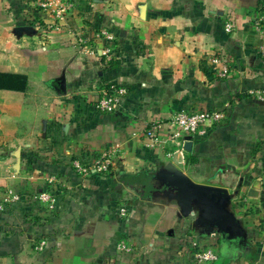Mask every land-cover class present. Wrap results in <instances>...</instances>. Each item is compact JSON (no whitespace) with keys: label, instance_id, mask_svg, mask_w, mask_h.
Instances as JSON below:
<instances>
[{"label":"crops","instance_id":"crops-1","mask_svg":"<svg viewBox=\"0 0 264 264\" xmlns=\"http://www.w3.org/2000/svg\"><path fill=\"white\" fill-rule=\"evenodd\" d=\"M46 1L0 0V74L19 76L0 80V206L16 196L0 209V264H194L193 245L215 250L216 264H264V36L250 27L264 0H72L80 35L116 37L112 67L101 43L89 53L66 27L51 30ZM217 55L230 61L226 79L204 62ZM105 82L128 88L121 112L93 109ZM179 110L226 117L189 140L191 151H148L149 125ZM117 145L112 173L74 170L73 159ZM168 168L227 190L230 222L183 206ZM43 191L54 211L35 198ZM121 241L133 252L118 251Z\"/></svg>","mask_w":264,"mask_h":264},{"label":"built area","instance_id":"built-area-1","mask_svg":"<svg viewBox=\"0 0 264 264\" xmlns=\"http://www.w3.org/2000/svg\"><path fill=\"white\" fill-rule=\"evenodd\" d=\"M41 7L50 10L55 16L56 23L54 29L60 31L64 27L78 37L77 45L87 48L89 53L94 52V48L98 43L103 46L100 55L109 63L121 58V53L116 37L108 30L101 29L92 36L80 35L69 23L75 4L72 0H48L41 3ZM253 32L259 36H264V5L261 6L257 15L252 21ZM235 26L232 23L226 25V32L232 33ZM256 54L264 59V43L256 48ZM209 69L220 79L228 78L230 74V61L223 55H217L204 61ZM129 90L126 86L115 83L105 82L102 84L97 99L93 104V109L100 114H115L123 110L125 98L128 96ZM254 94V93H251ZM260 97L264 94L257 93ZM225 113L218 110H205L198 112H190L187 110H179L175 112L171 118L165 122H156L147 128L144 137V146L148 151L156 152L165 150L167 147H175L177 149L185 148L189 140L195 137L204 136L205 128H211L219 125L225 120ZM119 146H112L106 149L101 156L93 157L92 160L73 161V167L77 174L82 177H89L93 174L108 175L116 168L115 161L118 158ZM45 208L54 211L56 208V197L48 192L43 191L35 196ZM16 200V196L11 195L3 200L0 209L3 210L5 204H9ZM128 212L126 209L121 210V214L125 216ZM46 241L42 240L36 245L38 251L44 250ZM120 252L129 254L133 252L132 246L124 241L117 245ZM189 259L194 264H216L219 261L218 253L213 249H197L194 245L187 251Z\"/></svg>","mask_w":264,"mask_h":264},{"label":"water","instance_id":"water-1","mask_svg":"<svg viewBox=\"0 0 264 264\" xmlns=\"http://www.w3.org/2000/svg\"><path fill=\"white\" fill-rule=\"evenodd\" d=\"M60 85L61 90L66 92V80H62ZM191 148L192 143L188 142L185 149L191 151ZM165 178L168 187L179 190L180 195L183 197V206L191 210L193 203L196 202L203 206L207 218L217 225H224L225 222L229 223L232 219L225 208L229 200L233 198L227 190L213 186L197 185L174 168H168V174Z\"/></svg>","mask_w":264,"mask_h":264},{"label":"trees","instance_id":"trees-1","mask_svg":"<svg viewBox=\"0 0 264 264\" xmlns=\"http://www.w3.org/2000/svg\"><path fill=\"white\" fill-rule=\"evenodd\" d=\"M114 65H116V62H109V63H107V64H105V66H108V67H112V66H114ZM19 78V76H17V75H7V74H0V80H5V81H7V80H16V79H18ZM23 81L25 82V83H27V80L23 77ZM6 84V83H5ZM6 85H8V84H6ZM3 87H7V86H4V85H1L0 86V89H3Z\"/></svg>","mask_w":264,"mask_h":264},{"label":"rangeland","instance_id":"rangeland-1","mask_svg":"<svg viewBox=\"0 0 264 264\" xmlns=\"http://www.w3.org/2000/svg\"><path fill=\"white\" fill-rule=\"evenodd\" d=\"M38 8H39V7H38ZM50 15L52 16L53 14L50 13ZM52 17H53V16H52ZM53 18L55 19V17H53ZM54 21H55V23H56V19H55ZM55 23L52 25V27H51V25H50L51 30H55V29H54ZM55 31H56V30H55ZM75 39H76V41H77V43H78V37L75 36ZM76 45H77V44H76ZM77 47H79V46L77 45ZM95 49H96V48H94V51H95ZM98 58H99L100 60H101V59H102V60L104 59L100 54H99ZM102 62H104V60H103ZM60 88H61V87H59V89H60ZM98 92H99V91H98ZM98 94H99V93H98ZM98 94H97V97H98ZM93 104H94V103H93ZM92 107H93V105H92ZM54 124H55V123H54ZM215 126H217V125H215ZM215 126H213V127H215ZM211 128H212V127H211ZM50 138L54 140L55 137H54V136H50ZM105 150H106V149H105ZM105 150H104V151H105ZM104 151H103V152H104ZM103 152H99V151H98V152H95L96 155H94V157H97V158H98L99 156H101V154H102ZM75 160H81V159H73L72 161H75ZM83 161H84V160H83Z\"/></svg>","mask_w":264,"mask_h":264}]
</instances>
